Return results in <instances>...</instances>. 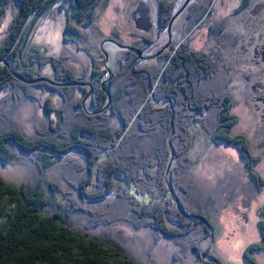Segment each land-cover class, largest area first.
<instances>
[{
	"label": "trees",
	"instance_id": "trees-1",
	"mask_svg": "<svg viewBox=\"0 0 264 264\" xmlns=\"http://www.w3.org/2000/svg\"><path fill=\"white\" fill-rule=\"evenodd\" d=\"M99 2L0 0V25L9 13L13 17L0 44V95H5L6 91L17 95L25 89L30 91L34 85L46 84L65 96L63 106L57 109L59 122L44 120L43 126L32 135H28L15 122L12 108L4 106L0 109V165L22 164V160L28 159L34 162L36 168L33 178L19 184L8 182L0 174V264H139L128 253L123 242L105 239L75 226L79 215L84 214L80 199L84 203L97 202L90 205L93 209L89 207L90 212L83 216L96 225L100 222L109 223L114 217L120 220L119 216L113 215V205H105L101 199L112 196L121 186L125 190V196L120 195L119 199L121 208L126 209L128 205L126 212H131L122 218L135 227H153L180 241V244L196 230L199 236L200 228L203 234H209L210 227H215L214 219L199 202L196 182L189 183L186 179L185 186H182V182L176 185V179L181 175L178 165L172 171L176 194L189 214L201 218L183 215L171 197L165 202L170 192L165 183L171 159L169 138L177 149V155L181 152L186 154L192 145L188 127L195 111H200L202 115L206 113L203 117L206 127L204 123L203 126L211 131L215 143L238 147L247 171L258 184L264 186V178L255 169L259 157L253 154L246 136L233 131L237 119L231 112L232 95H216L206 89L204 81L209 82L216 73L214 62L203 54L194 53L187 44L180 47L178 52L166 55L170 61L163 63L160 69L147 64L142 66L143 60H137L134 51H123L116 62L117 69L113 77L106 84L111 93L108 107L89 114L82 100L73 101V89L76 86L67 83L83 79L75 76L62 57L47 55L40 46L34 44V34L42 18L52 13L57 4H61L69 18L64 32L78 35L80 30L71 24V20L90 23L94 15L93 8ZM173 8V3L159 0L161 29L167 28ZM202 17L195 11L196 21ZM144 40L150 42L148 38ZM132 64L141 73H133L129 69ZM48 65L54 69V79L49 78L50 82L32 84L19 79L11 70L14 68L23 77L35 80L48 78L42 72ZM105 73L106 70L101 72L95 67L90 72L89 81L83 80L93 86L90 101L95 110L102 109L109 98L102 87ZM149 80L152 84L157 83L155 97L170 99L171 103L167 107H156L154 98L148 99ZM84 90L87 94L88 88L84 87ZM46 107L51 111L54 106L47 100ZM208 109L215 111L211 120L206 112ZM110 114L119 119L118 123H122V127L120 124L117 129L110 124ZM135 116L136 122L130 127ZM177 116L182 121L177 120ZM73 149L81 152L85 171L83 175H78L75 183L78 197L71 198L69 195L70 203L66 204L58 195L61 187L48 179L47 171ZM140 173L147 181L150 177L149 182L154 183L153 186L141 179ZM164 202L167 205L164 206ZM170 205L176 209L171 218L180 226L178 228L170 226L168 211L163 209V206ZM260 227L262 240L255 243L252 250L264 248V218L260 221ZM197 235L192 240L193 249L201 255ZM213 257L219 259L215 255ZM247 257L250 264H256L251 255Z\"/></svg>",
	"mask_w": 264,
	"mask_h": 264
},
{
	"label": "rangeland",
	"instance_id": "rangeland-1",
	"mask_svg": "<svg viewBox=\"0 0 264 264\" xmlns=\"http://www.w3.org/2000/svg\"><path fill=\"white\" fill-rule=\"evenodd\" d=\"M166 2L174 4L172 15L176 7L180 10L185 6L172 21L171 26L169 21L167 28L161 29L159 0H100L93 8L94 15L90 23L71 20V24L80 30L78 35L64 32L69 20L68 13L61 4H57L52 13L42 18L34 34L33 43L40 46L47 55L62 57L80 79L89 81L90 72L95 67L101 72L106 70L102 81V84L105 81V86L117 69L118 58L123 51H127L116 52L112 60L114 64L108 69L106 55L101 49L105 40L114 39L124 46L140 49L147 54L161 51L150 59H137L143 60L142 66L147 64L157 69L170 61L166 55L178 52L180 47L187 44L194 53L203 54L214 62L216 73L209 82L204 81L205 87L216 95H232L231 112L237 119L233 131L245 135L248 139L253 154L259 157L255 169L264 178V49L261 47L264 44V0H166ZM195 11L197 15L203 16L199 21L195 19ZM12 18L9 13L4 23L0 25V44L8 32ZM144 18L149 28L143 29L138 26L137 20ZM144 38H148L150 42L147 43ZM133 44L145 49L135 47ZM108 48L111 50L112 47L106 44L104 49L108 51ZM129 69L135 74L141 73L135 68V64ZM42 72L48 78L42 77L38 82H50L49 78L54 79V69L51 65L42 69ZM83 80L68 82L70 86H76L73 89L75 99L73 101L82 100L83 107L89 114L106 109L108 103L97 111L92 108L90 98L93 86ZM156 84L149 80L148 99L154 98L156 107H167L168 103H171L170 99L165 96L155 97L158 91ZM213 84L216 85L215 88L212 87ZM84 87L88 88L87 94ZM53 89L45 84L34 85L30 91L25 89L17 95L9 92L13 96L6 91L5 95H0V109L4 106L12 108L15 122L28 135H32L37 128L43 126L44 120L59 122L60 115L57 109L63 106L65 96ZM204 92L207 93V90ZM156 99L161 103L156 102ZM47 100L54 106L51 111L47 110ZM206 112L210 120L215 115L213 109ZM194 115L188 127L192 145L186 150V154L181 152L177 155V149L171 141L175 151L170 180L174 192H171L166 184L170 192L166 195L165 202L171 197L176 204L174 187L178 182V185L182 182V186L187 184L186 179L190 181L189 183L196 182L199 202L215 222L212 232L210 230L209 234H203L200 228L199 236L196 230L189 239H183L180 244V241L164 235L153 227H135L122 218L131 214L126 212L128 205L126 209L120 205V195L125 196L123 186L118 187L112 196L101 199L103 204L113 205V215L119 216L120 220L114 217L115 219H110L109 223L100 222L96 225L83 216L90 212L89 207L93 209L90 205L97 202L94 200L91 204L84 203L85 201L80 199L83 202L81 206L84 208V214L79 215L75 226L83 231L98 234L102 238L123 242L128 253L139 264H250L248 254L256 264H264V248L251 249L255 243L262 240L260 221L264 218V186L258 184L247 171L238 147L225 143L217 144L212 140L211 131H207L203 122L206 113L202 115L200 111H195ZM136 118L135 116L131 120L130 127L136 122ZM108 119L117 129L120 128V124L122 127V123L119 124V119L115 116L110 114ZM176 119L180 120L178 116ZM209 122L207 120V124ZM22 161V164L7 167L0 165V174L14 184L33 178L36 170L34 162L28 159ZM177 165L181 169V175L176 179L175 185L172 171ZM84 171L83 157L78 149H73L51 165L47 177L61 187L58 194L61 201L69 204V195L71 198L78 197L75 183L78 175H83ZM139 175L153 186L154 183L149 182L150 177L147 181L145 176L141 173ZM167 177L168 170L165 174V183ZM165 202L164 206L167 205ZM164 206L163 209L168 211L170 226L180 227L171 218L176 212L175 208L172 209L173 205ZM196 235L199 239L202 237L197 242L201 255L193 249L192 240ZM214 255L219 258L214 257L219 263L211 260Z\"/></svg>",
	"mask_w": 264,
	"mask_h": 264
},
{
	"label": "water",
	"instance_id": "water-1",
	"mask_svg": "<svg viewBox=\"0 0 264 264\" xmlns=\"http://www.w3.org/2000/svg\"><path fill=\"white\" fill-rule=\"evenodd\" d=\"M185 6V5H184ZM184 6H182V8L179 10V8H175V12H174V14L172 15V18H171V20H170V26H171V23H172V21L176 18V16L181 12V10L184 8ZM137 23L139 24L138 26H141L140 28H146V27H150V26H148V25H146L145 24V18L143 19V20H141V19H139V20H137ZM107 44V46H111L112 47V51L109 53V51H107L106 49H104V47H105V45ZM101 49H102V51L105 53V55H106V67L109 69V68H111L112 66H113V64H114V61L112 62V60H113V58L115 57V55H116V52H118L119 50L121 51H123V50H131V51H134V52H136L137 54H138V57H137V59H150V58H152V57H155L156 55H158V54H160L161 53V51L160 52H158V53H155V54H147V52L145 53L144 51H142V50H140V49H137V48H134V47H130V46H124L123 44H120L119 42H117L116 40H114V39H107V40H105L104 42H103V44L101 45ZM2 59L0 58V61H1ZM109 63V64H108ZM8 65H10V64H8ZM11 66V65H10ZM12 70V72L19 78V79H22V80H24V81H26V82H30V83H36V82H38L40 79L38 78V79H35V80H31V79H27V78H25V77H23L22 75H20L19 73H17L14 69H11ZM68 85L70 84V83H67ZM103 87H104V89L107 91V93H108V96H109V98H108V101H107V103H109L110 101H111V94H110V92H109V90L106 88V86H105V81L103 82ZM92 93V92H91ZM89 95H91V94H89ZM162 101V100H161ZM156 102H159V103H161L158 99H156ZM95 111H97V110H95ZM94 111V112H95ZM169 146H170V148H171V153H172V157H171V159H170V162H169V165H168V177H167V179H166V184L168 185V187H169V189L171 190V192H174V189H173V187H172V185H171V182H170V180L172 179L171 178V170H172V165H173V163H174V161H175V159H174V155H175V151H174V148H173V145H172V143H171V137L169 138ZM174 198H175V201H176V204H177V206L179 207V209H180V211L183 213V214H185V215H187L188 217H190V218H201V217H199V216H195V215H192V214H188L187 212H186V210H185V208H184V206L182 205V203H181V201H180V199H179V197L176 195V194H174ZM210 230H211V232H212V230H213V227H210ZM213 236V235H212ZM203 255H204V252H203ZM211 260L212 261H214V262H218L219 263V260H217V259H215L214 257H211ZM220 264V263H219Z\"/></svg>",
	"mask_w": 264,
	"mask_h": 264
},
{
	"label": "bare ground",
	"instance_id": "bare-ground-1",
	"mask_svg": "<svg viewBox=\"0 0 264 264\" xmlns=\"http://www.w3.org/2000/svg\"><path fill=\"white\" fill-rule=\"evenodd\" d=\"M108 51L111 52L112 51V48H111V50H110V48H108ZM232 152H234V151L232 150Z\"/></svg>",
	"mask_w": 264,
	"mask_h": 264
},
{
	"label": "flooded vegetation",
	"instance_id": "flooded-vegetation-1",
	"mask_svg": "<svg viewBox=\"0 0 264 264\" xmlns=\"http://www.w3.org/2000/svg\"><path fill=\"white\" fill-rule=\"evenodd\" d=\"M261 47L264 49V44H263ZM262 48H261V49H262Z\"/></svg>",
	"mask_w": 264,
	"mask_h": 264
}]
</instances>
